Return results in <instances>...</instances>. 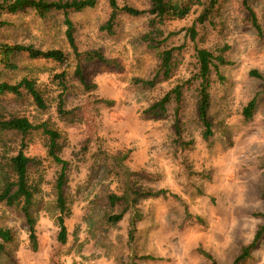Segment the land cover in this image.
I'll return each instance as SVG.
<instances>
[{"label": "rangeland", "instance_id": "374dc122", "mask_svg": "<svg viewBox=\"0 0 264 264\" xmlns=\"http://www.w3.org/2000/svg\"><path fill=\"white\" fill-rule=\"evenodd\" d=\"M201 1H191L185 16L166 19L164 35L173 34L157 45L144 37L151 29L148 14L120 13L115 31L108 33L100 28L109 13L106 0L71 11L78 49H100L119 66L75 55L60 10L45 17L29 7L0 14L7 22L0 26L1 43L59 48L65 53L63 61H56L16 52L9 59L15 67L0 61V81L34 79L47 102L40 108L24 89L19 94L5 92L0 94V117L45 120L61 132L60 154L67 160L64 194L70 208L64 215L66 242L58 244L60 212L54 181L60 165L47 154L45 133L33 129L23 151L35 158L28 173L39 185L37 248L31 247L20 208L0 202V226L14 233L13 250L0 256V264H52L54 259L59 264H212L198 247L209 251L218 264H230L241 244L251 240L264 220L257 214L264 213V0H251L260 32L242 0H219L211 23H197L199 34L191 39L184 28L195 20ZM118 3L149 7L151 0ZM178 44L182 49L174 51L170 77L152 87L133 80L151 78L159 67L160 51ZM224 44L226 62L212 65L209 72L207 113L212 133L204 137L197 111L196 50L216 52ZM78 64L87 84L76 73ZM60 72L65 89L56 76ZM176 84L182 85L177 116L172 99L165 118H146L143 109ZM254 95L255 107L246 117L242 108ZM58 98L71 110L67 117L57 111ZM175 119L183 139L191 140L187 146L174 140ZM0 137V169H9L8 158L20 148L21 137L11 130ZM124 166L147 175L126 176ZM128 180L137 190L162 187L167 192L139 197L112 222L108 216L120 212L124 203L112 202L108 195L121 194ZM132 217L135 229L129 238ZM145 255L151 257H141ZM242 264H264V233Z\"/></svg>", "mask_w": 264, "mask_h": 264}, {"label": "trees", "instance_id": "16d2710c", "mask_svg": "<svg viewBox=\"0 0 264 264\" xmlns=\"http://www.w3.org/2000/svg\"><path fill=\"white\" fill-rule=\"evenodd\" d=\"M109 6V13L104 22L100 25V28L108 33H113L118 23V14L127 13L130 15L148 14L150 16L151 29L144 34L145 39L152 43L160 44L165 41L173 32L169 31L164 35V29L162 27L163 22L168 18H181L189 13L191 9V1L200 2L201 0H151L149 7H137L131 4H119L118 0H106ZM246 11L248 12L249 19L254 27L260 32V24L258 22L255 10L251 5V0H242ZM97 0H0V14L2 12H16L26 7L32 8L35 12L45 17L52 10H60L64 15V23L66 24V37L74 51L75 55L79 58L86 60L98 59L107 65L119 66V62L115 58L107 57L100 49H89L80 51L77 47L75 40V26L71 20L69 13L71 11H79L85 7H93ZM202 7L198 12L195 20L188 26H186L185 34L190 36L191 39L197 38L199 32L197 23L203 24L206 21L211 23V14L218 6L219 0H206L201 1ZM7 22L0 19V26ZM182 49V44L172 45L163 48L160 51V63L155 74L151 78L134 77L133 80L140 83L145 87L155 86L159 80H164L170 77L175 68L174 51ZM227 49V45L224 44L216 49V52L205 48L199 47L196 50V57L198 61V77L199 90L197 98V111L200 120L204 126L203 136L208 137L211 131V120L208 117L207 106L209 100V72L211 66L216 67L217 63H225L223 52ZM16 52H26L28 56L32 58H46L56 61H63L65 59V53L59 48L40 49L32 46L31 44L23 43H1L0 42V61L4 64L10 65L9 61L11 55ZM15 67L14 64H11ZM76 73L79 76L80 81L83 84H87L84 75L81 71V66L78 64L76 67ZM58 81L62 82L63 89L66 88L65 79L63 73H57ZM219 77H223L219 74ZM25 90L31 95L34 103L40 108H46L47 102L42 94V91L36 85L34 79L22 77L17 82H8L5 80L0 81V94L5 92H11L19 94ZM175 101L174 113L177 116L182 100V85L176 84L167 91H165L156 100L151 102L143 109V114L146 118L161 119L165 118L168 114V104L171 100ZM256 97L252 96L247 103L243 106L242 111L246 117H249L255 107ZM62 98L57 100V111L61 117H67L71 114L70 109H66ZM33 129H41L46 137V151L52 159L60 165V169L54 181L55 187V204L60 214L57 216L58 231L57 241L58 244L66 242L67 228L64 223V215L70 213L65 194L64 185L66 182V168L67 160L64 159L60 152L63 146L62 134L59 130L51 127L45 120L33 123L26 116L12 115L7 118L0 117V134L3 131L11 130L20 135V148L18 151L8 158L7 166H1L0 169V202H4L8 205H16L20 208L24 215V219L27 225L28 237L31 247L37 248V234L35 224L37 221L38 199L37 193L39 192L38 183L29 177L28 168L31 162L35 158L27 155L23 151V147L26 145L25 137ZM175 137L174 140L179 145L187 146L191 140H184L180 127L177 124V119L174 121ZM1 138V137H0ZM126 154H123L124 157ZM126 176L131 173H139L141 175H147L144 172L130 171L126 166L122 170ZM167 190L165 188L137 190L131 186L129 180L126 182L121 194L110 193L108 195L109 200L112 202L121 201L124 206L120 212L110 214L108 219L112 222L118 221L123 213L131 206H133L139 197H152L165 195ZM175 196V195H174ZM264 217V213L259 212ZM135 229V218L132 217L129 221V238H132ZM264 233V220L257 226L254 231L251 240L245 244H241L239 252L234 256L230 264H242L250 256L251 251L255 249ZM14 233L8 226H0V256L2 254L9 255L13 250ZM198 251L211 260L212 264H218L212 254L198 247ZM141 257H151L145 255ZM52 264H59L57 260H53Z\"/></svg>", "mask_w": 264, "mask_h": 264}]
</instances>
